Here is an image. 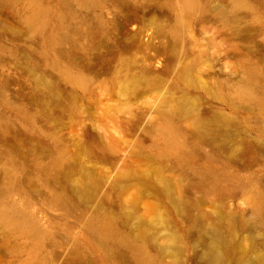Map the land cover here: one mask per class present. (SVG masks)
<instances>
[{"label": "rangeland", "instance_id": "374dc122", "mask_svg": "<svg viewBox=\"0 0 264 264\" xmlns=\"http://www.w3.org/2000/svg\"><path fill=\"white\" fill-rule=\"evenodd\" d=\"M0 264H264V0H0Z\"/></svg>", "mask_w": 264, "mask_h": 264}]
</instances>
